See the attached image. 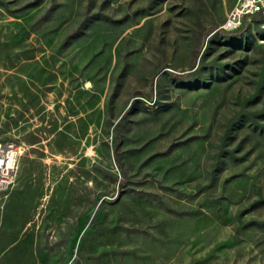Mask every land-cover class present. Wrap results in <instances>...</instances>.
<instances>
[{
    "label": "rangeland",
    "instance_id": "1",
    "mask_svg": "<svg viewBox=\"0 0 264 264\" xmlns=\"http://www.w3.org/2000/svg\"><path fill=\"white\" fill-rule=\"evenodd\" d=\"M237 1L0 0V264H264V19L240 45Z\"/></svg>",
    "mask_w": 264,
    "mask_h": 264
},
{
    "label": "built area",
    "instance_id": "2",
    "mask_svg": "<svg viewBox=\"0 0 264 264\" xmlns=\"http://www.w3.org/2000/svg\"><path fill=\"white\" fill-rule=\"evenodd\" d=\"M264 15V0H238L220 26L225 30H237L251 16ZM23 154V146L13 140H0V194L7 191L16 180Z\"/></svg>",
    "mask_w": 264,
    "mask_h": 264
},
{
    "label": "trees",
    "instance_id": "3",
    "mask_svg": "<svg viewBox=\"0 0 264 264\" xmlns=\"http://www.w3.org/2000/svg\"><path fill=\"white\" fill-rule=\"evenodd\" d=\"M42 2H41V0H39V2H37V4H41ZM257 17H263L262 19H264V15L263 14H261V13H257V14H255V15H253V16H251L250 18H253V21L254 22H256L258 25H260V21L257 19ZM253 24V22H251V23H249L247 20H245V22H244V25H242V27L241 28H239V29H237V30H231V31H228V32H230V33H237L238 31H240V29H242L243 28V30H245V33H244V31L243 30H241V31H243V33H241L239 36H240V40H241V43H240V45H248L250 42H249V39H250V37H252V31H251V25ZM221 29H218V26H215L212 30H210V32L209 33H206V36L208 35V34H211L212 32H214V34H213V39H212V41H215L214 39H217V37H219V36H221V32H219ZM240 31V32H241ZM236 36H238V35H236ZM212 37V36H211ZM225 37V36H224ZM192 68H194V64L192 65ZM176 75V77H178V78H184V77H186V76H181V75H178V74H175ZM138 94H142V95H145L143 92H137ZM146 97H148L150 100H153L154 99V96H153V93H151L150 95H146ZM140 103H143L144 104V102H143V100L141 99V98H135V99H133L132 101H131V103H130V106H129V108H128V114L129 113H131V112H133V110H135L136 109V107L140 104ZM126 115V114H125ZM124 115V116H125ZM242 115V114H241ZM124 116L121 118V120H124L125 118H124ZM121 120L117 123V125L114 127L115 129H116V131H117V136L119 137L120 136V134H121V132H120V129H119V123L121 122ZM236 120L237 119H235L234 121H232L231 123H230V125H229V130L226 132V137H228L229 135L228 134H230V133H232L233 132V130H234V127H235V123H236ZM237 131H239V130H237ZM228 135V136H227ZM225 137V138H226ZM260 224H262V225H264V221L263 222H261Z\"/></svg>",
    "mask_w": 264,
    "mask_h": 264
}]
</instances>
